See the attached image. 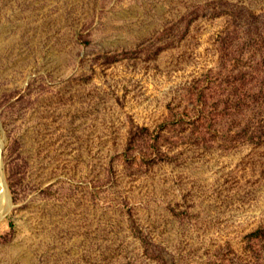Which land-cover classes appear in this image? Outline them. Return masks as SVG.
<instances>
[{
  "label": "rangeland",
  "instance_id": "obj_1",
  "mask_svg": "<svg viewBox=\"0 0 264 264\" xmlns=\"http://www.w3.org/2000/svg\"><path fill=\"white\" fill-rule=\"evenodd\" d=\"M0 264H264V0H0Z\"/></svg>",
  "mask_w": 264,
  "mask_h": 264
}]
</instances>
